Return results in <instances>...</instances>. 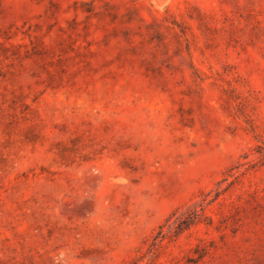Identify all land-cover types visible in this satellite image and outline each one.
Wrapping results in <instances>:
<instances>
[{"label": "rangeland", "instance_id": "1", "mask_svg": "<svg viewBox=\"0 0 264 264\" xmlns=\"http://www.w3.org/2000/svg\"><path fill=\"white\" fill-rule=\"evenodd\" d=\"M0 264H264V0H0Z\"/></svg>", "mask_w": 264, "mask_h": 264}, {"label": "trees", "instance_id": "2", "mask_svg": "<svg viewBox=\"0 0 264 264\" xmlns=\"http://www.w3.org/2000/svg\"><path fill=\"white\" fill-rule=\"evenodd\" d=\"M206 201H208V200H206L205 198H202L199 201H195L193 203L186 205V207L183 211H181L180 208L176 209L172 213V215L167 219V221H168L167 231L171 232L175 225H177V227H178V223L180 222L182 217H184L183 215L187 212H190L191 216H189V218L187 220L188 222H187L185 227H188L190 224L196 223L199 220V217L203 214V209H204V205H205ZM171 217H173V218L171 221H169L171 219Z\"/></svg>", "mask_w": 264, "mask_h": 264}]
</instances>
